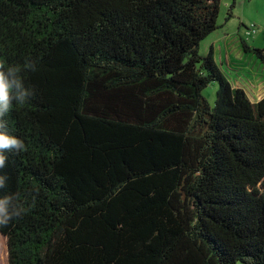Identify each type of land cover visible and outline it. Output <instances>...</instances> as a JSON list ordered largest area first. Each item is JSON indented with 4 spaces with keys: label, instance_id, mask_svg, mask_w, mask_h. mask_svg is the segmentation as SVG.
<instances>
[{
    "label": "trees",
    "instance_id": "16d2710c",
    "mask_svg": "<svg viewBox=\"0 0 264 264\" xmlns=\"http://www.w3.org/2000/svg\"><path fill=\"white\" fill-rule=\"evenodd\" d=\"M221 4L0 0V57L37 69L3 118L9 264H264V98L200 52Z\"/></svg>",
    "mask_w": 264,
    "mask_h": 264
},
{
    "label": "rangeland",
    "instance_id": "374dc122",
    "mask_svg": "<svg viewBox=\"0 0 264 264\" xmlns=\"http://www.w3.org/2000/svg\"><path fill=\"white\" fill-rule=\"evenodd\" d=\"M231 4L232 0H222L218 19L222 28L202 44L200 52L206 56L211 44L215 45L217 62L233 86L243 88L250 100L257 103L264 98V66L253 54L243 51L240 38L247 39L250 46L264 48V0H237L234 16L227 21ZM247 30L255 33L248 36ZM221 38H227L225 43ZM217 91L218 84L212 83L203 93L211 107L215 106ZM0 264H9L7 240L1 236Z\"/></svg>",
    "mask_w": 264,
    "mask_h": 264
},
{
    "label": "clouds",
    "instance_id": "9594fccd",
    "mask_svg": "<svg viewBox=\"0 0 264 264\" xmlns=\"http://www.w3.org/2000/svg\"><path fill=\"white\" fill-rule=\"evenodd\" d=\"M36 71L34 63L24 65L9 64L0 57V169L5 167L8 157L6 152H22L25 143L8 131L7 122L3 119L13 108L14 104L24 105L34 95V86H26L23 72ZM6 177L0 176V189L5 187ZM24 212L22 206L15 202V197H0V225H6L9 219L18 217Z\"/></svg>",
    "mask_w": 264,
    "mask_h": 264
},
{
    "label": "crops",
    "instance_id": "0c3cea01",
    "mask_svg": "<svg viewBox=\"0 0 264 264\" xmlns=\"http://www.w3.org/2000/svg\"><path fill=\"white\" fill-rule=\"evenodd\" d=\"M226 39L227 38H221V41H223L224 43H225V41H226ZM217 49V48H216ZM217 57V56H216ZM228 58V57H227ZM223 60H225V58L223 59ZM220 61V64H221V60H219ZM221 67V66H220ZM222 69V68H221ZM237 88H241V87H237ZM243 89V88H242ZM261 92V91H260ZM260 92H257V93H260ZM259 95H256V97H258Z\"/></svg>",
    "mask_w": 264,
    "mask_h": 264
},
{
    "label": "built area",
    "instance_id": "2783aa9c",
    "mask_svg": "<svg viewBox=\"0 0 264 264\" xmlns=\"http://www.w3.org/2000/svg\"><path fill=\"white\" fill-rule=\"evenodd\" d=\"M252 33L254 34V33H255V30H253V31H248V32H247V35L249 36V35H251Z\"/></svg>",
    "mask_w": 264,
    "mask_h": 264
},
{
    "label": "water",
    "instance_id": "95a60500",
    "mask_svg": "<svg viewBox=\"0 0 264 264\" xmlns=\"http://www.w3.org/2000/svg\"><path fill=\"white\" fill-rule=\"evenodd\" d=\"M1 235V234H0Z\"/></svg>",
    "mask_w": 264,
    "mask_h": 264
}]
</instances>
